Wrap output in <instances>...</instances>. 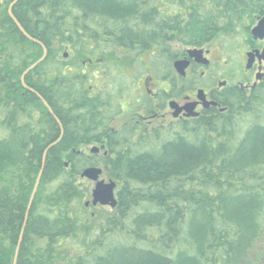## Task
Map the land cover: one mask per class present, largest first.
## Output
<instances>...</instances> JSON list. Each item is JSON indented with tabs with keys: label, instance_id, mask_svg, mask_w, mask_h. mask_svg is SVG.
I'll return each mask as SVG.
<instances>
[{
	"label": "trees",
	"instance_id": "16d2710c",
	"mask_svg": "<svg viewBox=\"0 0 264 264\" xmlns=\"http://www.w3.org/2000/svg\"><path fill=\"white\" fill-rule=\"evenodd\" d=\"M15 1L0 0V264H264V78L174 69L175 44L257 45L264 0ZM144 76L167 84L161 109L226 79L224 112L150 126ZM126 106L139 121L112 129ZM89 167L117 184L110 213L86 206Z\"/></svg>",
	"mask_w": 264,
	"mask_h": 264
},
{
	"label": "water",
	"instance_id": "95a60500",
	"mask_svg": "<svg viewBox=\"0 0 264 264\" xmlns=\"http://www.w3.org/2000/svg\"><path fill=\"white\" fill-rule=\"evenodd\" d=\"M19 1H21V0H16L15 3L19 2ZM13 5L11 6V8L9 10L10 16L16 22L18 27H20V29L23 32V34L28 39L33 40L30 36H28L26 34V32L21 28V26L18 24L16 19L13 17V15H12V7H13ZM251 35H252L254 40H262V41L264 40V17L260 18L258 24L255 27L252 28ZM188 55H189V59L179 60V61H177L175 63V69L178 72V74L181 75L182 77H186L187 70L189 69V67L191 65V60H195L197 63H203V64H206V65L209 63L208 59L204 58V50H201V49L190 50L188 52ZM47 57H48V50L46 48H44V56H43V58L39 62H37L32 68H30L27 71V73H25V75L23 76V79H22L23 85H25V83H24L25 76L29 72H31L33 69H35L38 65H40L42 62H44L47 59ZM65 57H68V54H66ZM247 57H248V61H247L246 68L248 70H250V69H252V67H253V65H254V63H255L257 58H258V60L260 62L264 61V49L262 51L261 50H254L252 52H249L247 54ZM260 80H261V76L258 75L257 76V81H260ZM220 85L224 86V85H226V82L225 83H221ZM204 94H205L204 90H200L198 92V98L200 100H202V101H203L204 96H205ZM38 96L40 97V95H38ZM214 105H216V104H214ZM170 107H171V109L175 110V112H174V116L175 117L179 116L180 113H182L183 111H185L186 115L189 116V117L190 116L196 117L198 115V114L194 113V111H193L194 110L193 109V107H194L193 104H188L185 107H180L176 102L173 101V102L170 103ZM49 109H50V112L54 115V113L52 112V109L51 108H49ZM61 128H62V135H63L64 134V130H63V126L62 125H61ZM58 143H59V141H58ZM58 143H55V144L51 145L49 147V149H51L52 147H54ZM99 152H100L99 148L92 149V153L93 154H96V153H99ZM46 154L47 153H45V155L43 157V163L44 164H45V160H46ZM43 167H44V165H43ZM103 172H104L103 169H101L99 167H89V168L85 169L84 172L82 173L81 176L83 178H86V179H88V180H90V181L95 183V188L92 191V201H87L86 202V206L89 207V206L92 205L94 207H97L98 205H101L103 207L109 206L112 209H115L117 207V204H118V200H117V196H116L117 184L114 181H108L107 182L105 179H102ZM40 178H41V175H40V177L38 179V184L40 182ZM37 187H38V185L36 186V189H37ZM35 193L36 192H34L33 199H34ZM31 204H32V202H31ZM27 220H28V215L26 217L25 222H27ZM23 234H24V231H23ZM23 234H22V236L20 238V242H19V245H18L15 261L17 259L18 252L20 250V245H21V242H22Z\"/></svg>",
	"mask_w": 264,
	"mask_h": 264
},
{
	"label": "rangeland",
	"instance_id": "374dc122",
	"mask_svg": "<svg viewBox=\"0 0 264 264\" xmlns=\"http://www.w3.org/2000/svg\"><path fill=\"white\" fill-rule=\"evenodd\" d=\"M175 47H177V49H180L181 51L185 50H189V49H194L191 47H184L181 46L180 44H175ZM248 48V47H247ZM247 48L245 46V43L243 40L241 39H219L216 41H213L212 43L208 44L207 46H205L203 48V50L205 52L209 51V54L205 53V56L211 61L212 65L215 66V71L218 69V71H220L221 73V77L226 76V75H230L232 76L233 73L240 71V73H245V66H246V61L247 58L245 56V52L247 51ZM68 54V53H66ZM179 59H183V57H180ZM189 71V70H188ZM214 72V71H213ZM209 73L210 75H213L212 73ZM208 74V75H209ZM246 75V73H245ZM248 78L252 80V77L250 74ZM246 75V77H247ZM197 76V75H196ZM179 77V76H177ZM226 79L221 78L220 81H223ZM165 83L164 80H162V83H157V85H155L154 87H152L153 89H166L168 88L167 84H163ZM141 88L143 90H145V86L149 89L150 86L148 84L145 83V79H143L141 81ZM140 88V87H139ZM203 89L206 92H209V89H206V87H197L196 91H194V93L196 94L197 90ZM140 90V89H139ZM193 92H185L183 98H181L180 102L181 103H185L184 98L187 96H194L192 95ZM165 116L164 118H161L162 116ZM159 118L158 119H154V118H150V120H144V121H148V124L150 126H159L161 123L162 124H168L173 118H172V114H171V109L165 110L160 112V114L158 115ZM139 121V116L137 115V113H135L133 110H130L127 106L126 108L123 110V113L117 117L115 119V121H113L111 123V126L113 128H121L122 126L126 125V124H131L134 122ZM151 122V123H150ZM94 148H99L101 149V153H103L102 150H104V148H102L101 144H93L90 146H87L86 151L90 152L92 149ZM85 180H83V184L84 186H88V188L90 189V195L88 196V201H92V191L95 188V183L83 178ZM103 179H105L107 182L109 181L108 178L103 177ZM96 211H104V212H112V208L111 207H103V206H98L95 208Z\"/></svg>",
	"mask_w": 264,
	"mask_h": 264
},
{
	"label": "flooded vegetation",
	"instance_id": "af4514ba",
	"mask_svg": "<svg viewBox=\"0 0 264 264\" xmlns=\"http://www.w3.org/2000/svg\"><path fill=\"white\" fill-rule=\"evenodd\" d=\"M256 42H257V45L255 43L248 42V44H247L248 48H247V51L245 52L246 58H247L248 52H252L254 50H261L262 51L264 49V40L263 41H256ZM186 58H188V56H183V59H186ZM178 60H182V59H178ZM194 71L197 74L199 73V75H202L203 77H205L207 74L215 71V66L212 65V63H210V62L206 65V64H203V63H197L195 60H192L188 73L192 75L194 73ZM244 72L246 73V75L247 74L251 75L252 81L250 82V80H248V81L246 80L247 81L246 84L245 83H238L237 85L239 87H241L243 89H247V90H249L251 88H254L257 76L258 75L261 76V80L259 82H261L263 80V78H264V61L260 62L258 60V58H257L255 63H254V65H253V67H252V69L247 70L246 66H245V71ZM248 76L249 75H247V77ZM143 79H145V83L148 84L151 89L147 88L146 86H145V90H143L141 88L142 87L141 86V81ZM157 83L158 82H156L155 78L152 77V76L151 77L144 76V77H142L139 80V87H140L139 89L141 91L145 92L147 95H150V97L154 99L156 113H155V115L152 118L158 119L159 118L158 115L160 114V112L168 110V109H171L170 103L173 102V101L176 102L180 107H185L188 104H193L194 105V107H193L194 110L193 111H194V113L198 114L196 117H193V116L189 117V116L186 115L185 111H183L182 113H180L179 116L175 117L174 116L175 110L171 109V114H172V118H173L171 120L172 122H174V121H182V120H186V119L189 120V119L199 118L203 114H205L206 112H210L212 110H218L220 112H224V108H222L221 104H219V102L217 100L218 98L215 96V93H220L221 90L224 89L225 87H229L230 88L229 84L221 86L220 83H222V81H219L217 87H215V88L206 87V89H209V92L204 91L205 92V94H204L205 96H204L203 101L198 98V92H199L198 90H197L196 94L194 93V91H196V89H197L196 88L194 91H192L193 92L192 95H194V96H192V97L187 96V97L184 98L185 103H181L180 102L181 98H183V96H184V92H182L183 88H178V93L176 95H172L171 98H167L166 100H164V103H163L164 109H161L162 100L160 98V95H161V93H163V90L162 89H153L152 88L155 85H157ZM165 92H166L167 95H170L169 91H165ZM214 104H216V105H214ZM164 117L165 116L163 115L161 118H164ZM115 119L113 121H115ZM143 119L144 120H150V118H145V117H143ZM144 122L148 123V121H144ZM162 125H164V124H162ZM112 129H117V128H113L112 127ZM101 145H102V148H105V144L104 143H101Z\"/></svg>",
	"mask_w": 264,
	"mask_h": 264
},
{
	"label": "bare ground",
	"instance_id": "6f19581e",
	"mask_svg": "<svg viewBox=\"0 0 264 264\" xmlns=\"http://www.w3.org/2000/svg\"><path fill=\"white\" fill-rule=\"evenodd\" d=\"M44 48H46V47H44ZM46 49H47V48H46ZM47 50H48V49H47ZM48 55H49V52H48ZM43 56H44V55H43ZM42 58H43V57H42ZM42 58H41V59H42ZM41 59H40V60H41ZM40 60H39V61H40ZM39 61H38V62H39ZM33 66H34V65H33ZM33 66H32V67H33ZM32 67H31V68H32ZM26 73H27V71H26ZM24 75H25V74H24ZM22 79H23V77H22ZM24 83H25V79H24ZM24 86H25V85H24ZM36 95H37V94H36ZM38 95H39V94H38ZM38 95H37V96H38ZM38 97H39V96H38ZM40 97H41V96H40ZM40 97H39V98H40ZM41 98H42V97H41ZM41 98H40V99H41ZM42 100L44 101L43 98H42ZM47 106H48V108H50L48 104H47ZM49 111H50V109H49ZM52 112H53V111H52ZM50 113H51V112H50ZM53 113H54V112H53ZM51 114H52V113H51ZM52 115H53V114H52ZM54 115H55V114H54ZM54 115H53V116H54ZM54 117H55V116H54ZM63 130H64V128H63ZM16 253H17V252H16Z\"/></svg>",
	"mask_w": 264,
	"mask_h": 264
}]
</instances>
